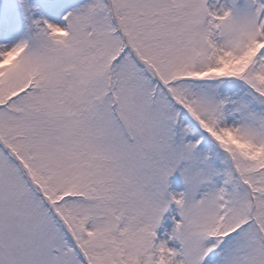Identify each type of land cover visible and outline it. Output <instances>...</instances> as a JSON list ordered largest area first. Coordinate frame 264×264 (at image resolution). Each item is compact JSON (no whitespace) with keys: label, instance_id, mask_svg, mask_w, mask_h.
Returning a JSON list of instances; mask_svg holds the SVG:
<instances>
[{"label":"snow or ice","instance_id":"obj_1","mask_svg":"<svg viewBox=\"0 0 264 264\" xmlns=\"http://www.w3.org/2000/svg\"><path fill=\"white\" fill-rule=\"evenodd\" d=\"M0 264H264V0H0Z\"/></svg>","mask_w":264,"mask_h":264}]
</instances>
